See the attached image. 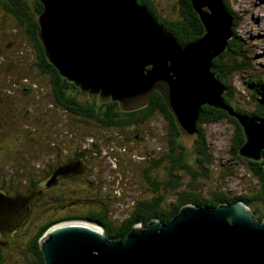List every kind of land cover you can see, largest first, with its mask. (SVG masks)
I'll return each instance as SVG.
<instances>
[{"label":"water","instance_id":"1","mask_svg":"<svg viewBox=\"0 0 264 264\" xmlns=\"http://www.w3.org/2000/svg\"><path fill=\"white\" fill-rule=\"evenodd\" d=\"M37 37L59 75L99 103L141 109L157 92L173 117L181 142L191 148L204 105L225 111L242 130L237 155L264 160V117L233 113L222 101L225 88L212 61L227 49L233 19L221 0H188L203 34L188 44L166 33L136 0H38ZM83 161L70 162L24 194L0 189V243L28 219L43 191L76 174ZM264 171V162H263ZM44 264H264V221L242 202L215 208L182 206L167 222L134 225L123 241L109 240L88 221H65L39 241Z\"/></svg>","mask_w":264,"mask_h":264},{"label":"flooded vegetation","instance_id":"2","mask_svg":"<svg viewBox=\"0 0 264 264\" xmlns=\"http://www.w3.org/2000/svg\"><path fill=\"white\" fill-rule=\"evenodd\" d=\"M38 4H41L38 0H0L1 7L12 19L11 35L19 33L31 53V63L27 64L23 62L27 53H14L15 41L2 46L9 61L0 69L2 88L8 87L0 89V162L6 167L0 171V189L8 197L22 195L60 167L81 160L83 167L78 171H84L83 174L60 180L58 186L43 191L33 202L45 196H50L51 201L59 198L62 202L52 203L53 208L59 215L67 214L65 196H62L64 187L73 182L88 183L95 188L99 200L105 199L103 196L108 192L102 185L112 183L110 191L115 193L117 188L113 185L125 176L118 171V148L133 146L128 152L132 151L141 160V177L146 183V195L150 192L151 197L146 198L143 192L142 199L129 207L128 214L118 222L133 214L141 217L137 224L140 226L158 220L151 215L166 210L167 120L157 107L150 113L144 110L152 107L150 101L157 92L152 93L145 107L131 112L122 111L118 102L99 103L98 96L91 100L88 94L83 95L79 87L59 75L44 55L37 37L36 16L42 11L36 10ZM18 90L21 94L30 92L34 101L19 100ZM4 103L7 106H2ZM178 138L183 145L179 132ZM180 152L178 148V156ZM98 198L88 201L95 206L92 210L110 214L108 206L98 202ZM146 217L149 219L144 224L142 220ZM14 234L4 235L0 248ZM0 257L4 264L1 253Z\"/></svg>","mask_w":264,"mask_h":264},{"label":"rangeland","instance_id":"3","mask_svg":"<svg viewBox=\"0 0 264 264\" xmlns=\"http://www.w3.org/2000/svg\"><path fill=\"white\" fill-rule=\"evenodd\" d=\"M150 1L157 8L158 13L162 14L166 19L179 18V6L176 0ZM228 3L239 19L235 34L247 52L248 59H250L245 62L248 67L244 72L227 76L232 87L231 97L229 98L230 104L243 112L251 113L255 110L257 104L264 105L263 99L253 98L252 94L245 87V83L249 79H261L264 83V0H228ZM12 27L11 17L0 5V61L4 60L0 64V69L3 68L4 62L7 63L9 61L5 58L2 46L7 45L10 41L17 43L14 46V53H27L26 59L23 62L27 64L31 63V53L26 49L23 37L19 33L17 36L11 35ZM21 60H17V62H21ZM3 81V75L0 73V89H8V87L2 88L4 85ZM17 98L25 102H33L35 99L30 92L21 94L19 90ZM2 106H7V104L4 103ZM200 129L204 140L203 149L206 154V161H209L204 164L206 176L204 178H191L181 169L172 171L174 175L178 176L180 182L178 194L184 188L186 191L193 189L203 197L214 192L228 193L231 196L250 195L255 192L259 184L247 160L238 155L236 157L231 152L234 144L235 125L228 118H222L214 123L200 125ZM178 143H180L179 138ZM131 147L133 146L127 149L123 146L118 148V171L125 176L122 177L121 175L122 178L119 179L118 184L116 186L113 185L114 189L117 188L115 193L110 191L112 183H105L102 186L107 188L108 194L107 196H103L105 199L99 200L96 192H94L95 188H91L90 184L80 182L69 183L64 187L63 192L65 193L62 194V196H65L64 205H67L65 207L67 208L66 210L70 212L71 209L80 206L76 210L85 212L95 207L88 201H97L98 198V202L105 203L108 206L110 220L117 223L128 214L130 211L129 207L142 199L141 194L143 192L146 198L149 197L150 192L147 196L146 183L143 181L140 173L142 163L139 162L141 160L136 158V154L133 155L131 150V152H128ZM182 156L183 161L191 171L200 169L197 163L199 157L195 153L194 145L191 148L186 147V150L182 151ZM166 163V179H168V158ZM4 169H6L4 163L0 162V171ZM156 174L161 176L160 172ZM125 177L126 179H124ZM97 185L100 186V184ZM174 197L175 193L166 191V204L172 203ZM51 204L50 196H45L44 199L34 206L27 222L12 238L7 239L6 244L1 246L0 253L4 264H24L26 262V245L33 236L36 227L41 225L42 222L59 215L57 210L51 207ZM251 207L253 209L257 208V204L254 203Z\"/></svg>","mask_w":264,"mask_h":264},{"label":"trees","instance_id":"4","mask_svg":"<svg viewBox=\"0 0 264 264\" xmlns=\"http://www.w3.org/2000/svg\"><path fill=\"white\" fill-rule=\"evenodd\" d=\"M179 6V18L174 19H166L162 14H159L157 8L153 5L150 0H136V3L139 6H143L147 12L155 19L157 24L162 27V29L169 33L178 43L188 44L196 41L203 34V27L198 19V16L192 10L190 2L188 0H176ZM222 6L226 13L230 15L233 19L232 23V37L227 42V49L217 58L212 61V72L216 74V79L220 82V84L225 88V93L222 95L223 103L236 114H243L249 117H264V105L261 106L257 104L255 110L251 113L243 112L230 104V97L232 93V87L228 80L227 76H232L237 73L244 72L248 65L245 64L248 59L242 43L237 38L235 34V29L239 24V19L236 13L233 12L231 5L228 3V0H221ZM178 9V7H177ZM36 10L40 12L42 10L41 4H38ZM178 11V10H177ZM226 62V64H225ZM246 90L250 92L255 99H263L264 100V83L261 79H249L245 83ZM156 94V95H155ZM155 98H152L150 101V105L152 107H147L144 110L148 111V113L152 112L154 107H157L159 110L164 112L165 118L167 120V128H168V143H167V158H168V171L169 176L166 179V191L171 193H175L174 201L172 203L166 204V210L161 214L156 213L152 214L151 217L157 218L160 223H167L177 212L178 210L186 205L191 204L197 207H209L215 208L220 204H229L236 201H242L251 211V213L255 216L258 222L264 221V171H263V161L261 162H253L247 160L249 167L251 168L253 175L256 177L258 181V189L250 195H236L231 196L228 193L223 192H214L206 197H203L200 193L195 192L193 189H189L188 191L185 188L180 191L178 194V188L180 186V182L177 175H174L172 171L181 169L183 172L189 175L191 178H204L206 176V167L204 164L208 163L205 157L206 154L204 152V140L203 135L200 129V125H206L210 123L217 122L222 118H228L231 123L235 125V137L234 144L232 147V153L237 157V150L241 146L244 141V136L241 128L238 125V122L231 116H229L225 111L214 109L208 107L206 105L200 108L199 116L196 122V129L198 137L195 140L194 150L199 159H197L198 168L197 171H191L189 167L183 161L182 151L186 150V147L178 143V132L177 127L173 121V117L168 111L166 105L164 104L162 98L158 93H154ZM178 148L181 149V152L178 156ZM264 157V151L262 152ZM204 158V159H203ZM193 190V191H192ZM41 201V200H40ZM40 201L33 203L32 210L36 204ZM53 204H59L62 202L61 199L56 198V200L51 201ZM257 204V208H252V204ZM51 204L52 208L54 205ZM92 204V203H91ZM78 207L71 209L67 214L58 215L52 219L44 221L41 225L36 227L33 236L28 241L26 245V254L27 260L24 264H44L43 255L39 249V241L41 237L45 234V232L51 228L52 226L65 222V221H88L99 225L106 237L109 240L113 241H123L126 237L127 233L130 229L138 224L140 216L133 214L130 218H126L123 222L115 223V221H111L109 214L106 212H101L98 210H87L85 212L77 211ZM79 209V208H78ZM31 210V213H32ZM30 213V215H31ZM29 215V216H30ZM150 217V218H151ZM29 218V217H28ZM149 218L146 217L142 221L146 224ZM27 222V220H26ZM25 222V223H26ZM24 223V224H25ZM145 227V226H142ZM0 264H3V261L0 257Z\"/></svg>","mask_w":264,"mask_h":264}]
</instances>
